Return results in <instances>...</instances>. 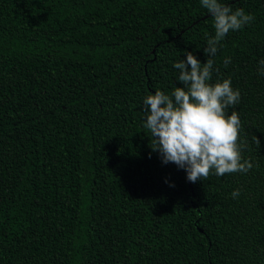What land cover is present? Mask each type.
Instances as JSON below:
<instances>
[{
	"label": "trees",
	"instance_id": "1",
	"mask_svg": "<svg viewBox=\"0 0 264 264\" xmlns=\"http://www.w3.org/2000/svg\"><path fill=\"white\" fill-rule=\"evenodd\" d=\"M221 2L254 17L210 81L240 91L254 166L192 183L143 101L182 86L186 51L207 61L201 0H0V264H264V0Z\"/></svg>",
	"mask_w": 264,
	"mask_h": 264
},
{
	"label": "clouds",
	"instance_id": "2",
	"mask_svg": "<svg viewBox=\"0 0 264 264\" xmlns=\"http://www.w3.org/2000/svg\"><path fill=\"white\" fill-rule=\"evenodd\" d=\"M214 19L215 35L204 47L207 61L201 62L192 51L186 59L174 64L180 71L178 86L170 94L156 90L144 101V128L151 137L150 146L158 151L165 164L174 163L195 183L210 173H247L253 168L251 160L242 158L243 143H238L241 120L237 112L226 114L240 100V91L233 89L231 79L210 83L214 70L213 57L221 41L230 31L242 29L254 17L243 8L235 11L221 0H201ZM230 58L225 60V65ZM264 66V60L260 62ZM259 146L260 140L256 138ZM258 167V165H256ZM239 189L232 193L238 197Z\"/></svg>",
	"mask_w": 264,
	"mask_h": 264
}]
</instances>
